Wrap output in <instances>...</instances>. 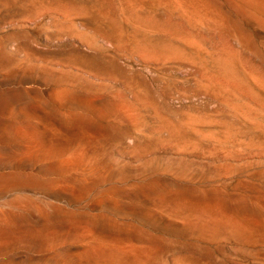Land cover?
Returning <instances> with one entry per match:
<instances>
[{
    "label": "bare ground",
    "instance_id": "1",
    "mask_svg": "<svg viewBox=\"0 0 264 264\" xmlns=\"http://www.w3.org/2000/svg\"><path fill=\"white\" fill-rule=\"evenodd\" d=\"M229 1L251 11L0 0V264H186L188 248L148 229H256L255 218L177 189L176 172L230 159L236 138L264 152V67L249 58L254 36L264 45V0ZM155 68L190 76L193 97L175 98ZM70 107L80 113L56 125L52 111ZM65 145L74 150L60 155ZM29 165L44 171H12Z\"/></svg>",
    "mask_w": 264,
    "mask_h": 264
},
{
    "label": "rangeland",
    "instance_id": "2",
    "mask_svg": "<svg viewBox=\"0 0 264 264\" xmlns=\"http://www.w3.org/2000/svg\"><path fill=\"white\" fill-rule=\"evenodd\" d=\"M210 1H214V5L224 13L236 14L239 19H242L244 13L246 14L251 11L249 6L242 4L243 6L241 7L238 2H236V4L229 0ZM246 27L249 29L254 28L251 24H247ZM253 38H255L253 42L255 48H257L258 54L256 56L250 55L249 58L256 65L264 67L263 40L255 36ZM155 70L159 77L170 84L169 86L175 98L186 99V101H188V98L193 97V95L186 90V87L192 84V78L190 76L174 68H155ZM33 97L37 99L38 102L41 101L40 103L43 105L48 104L47 96L44 93H36ZM47 110L50 109L47 108ZM60 110L52 111L56 116L54 121L56 125H61L62 123V120H60L61 114L72 110L73 113H80L77 107ZM8 117L9 116H6V118ZM16 119L15 117L13 120L16 121ZM7 124L8 120L6 125ZM2 125L4 126L5 123ZM0 140L2 142L8 140L3 128H0ZM234 142L236 144L234 147L235 151L230 159L226 161L217 160L209 162L211 165L210 167H201L196 164H191L189 165L190 169L188 168L184 171L181 170L176 172L180 180V186L177 189L195 199L208 200L207 202L217 200L224 209L230 213H238L255 218L258 222V226L254 231L242 234L232 233L227 228L221 229V231L219 230L216 233L208 230H175V233L170 235L156 229L147 230L148 233L152 235L162 239H168L170 242H177L188 248L189 251L187 254L191 262H185L186 264H264V152L256 151L254 148L245 144V141L241 138H236ZM72 150H74L73 145L62 146L60 155H68ZM165 167L166 160H159L158 168L164 169ZM21 170L23 172L44 171L36 165L15 167L12 171L22 172ZM203 195L207 199L204 198ZM215 197L218 198L215 199ZM257 201L259 204L255 203ZM63 206L71 211H77V208H79L70 203H63ZM188 216L189 215L181 214L174 215L172 218L181 221L188 218ZM183 243H185V245H183ZM165 259L166 258L160 259L155 264H172L169 259Z\"/></svg>",
    "mask_w": 264,
    "mask_h": 264
}]
</instances>
